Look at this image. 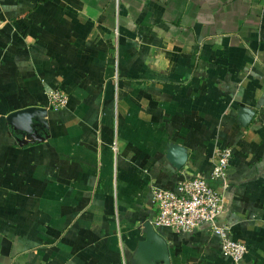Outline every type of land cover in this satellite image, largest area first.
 Instances as JSON below:
<instances>
[{
    "label": "crops",
    "instance_id": "crops-1",
    "mask_svg": "<svg viewBox=\"0 0 264 264\" xmlns=\"http://www.w3.org/2000/svg\"><path fill=\"white\" fill-rule=\"evenodd\" d=\"M224 146L219 220L264 264V0H0V264H235L210 225L154 222L153 188ZM148 221L168 263L139 255Z\"/></svg>",
    "mask_w": 264,
    "mask_h": 264
},
{
    "label": "built area",
    "instance_id": "built-area-1",
    "mask_svg": "<svg viewBox=\"0 0 264 264\" xmlns=\"http://www.w3.org/2000/svg\"><path fill=\"white\" fill-rule=\"evenodd\" d=\"M50 104L55 109L65 107L68 93L62 88L49 91ZM232 146L218 147L214 151L213 169L207 177H192L180 181L177 188H153V201L156 209L154 222L158 226H168L183 233L196 230L208 224L212 232L220 238L222 250L235 264H240L247 245L232 236V225L220 221L224 208V191L229 185V167L233 157ZM219 182L221 188L213 185Z\"/></svg>",
    "mask_w": 264,
    "mask_h": 264
},
{
    "label": "water",
    "instance_id": "water-1",
    "mask_svg": "<svg viewBox=\"0 0 264 264\" xmlns=\"http://www.w3.org/2000/svg\"><path fill=\"white\" fill-rule=\"evenodd\" d=\"M244 122L251 119L253 111L244 109ZM40 113H45V110L38 109L36 107H27L17 110L9 115L11 122L18 124L20 128L27 129L31 123L32 118L38 116ZM170 158L174 160L177 166H182L187 158L186 148L173 145L170 150ZM146 227V239L139 243V255L142 260L150 256L151 259H159L164 262H169V245L165 237L156 229L155 225L148 221L145 224Z\"/></svg>",
    "mask_w": 264,
    "mask_h": 264
}]
</instances>
